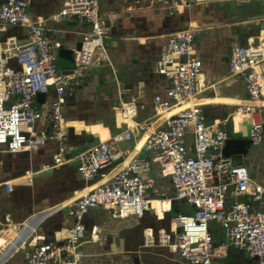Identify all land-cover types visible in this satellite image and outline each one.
<instances>
[{"label":"built area","instance_id":"obj_1","mask_svg":"<svg viewBox=\"0 0 264 264\" xmlns=\"http://www.w3.org/2000/svg\"><path fill=\"white\" fill-rule=\"evenodd\" d=\"M204 1L181 0L175 4L179 10ZM31 3L0 0V153H34L55 143L52 160L40 168L48 170L76 158L78 173L86 182L83 189L94 188L61 205L74 219L62 237L59 231L53 239L35 229L28 233L30 218L16 222L6 212L4 221L0 217V235L11 233V238L6 247L0 244V264H6L28 246L24 264H81L83 254L79 248L83 241L101 240L99 225H88L90 209L105 208L114 211L121 222H139L152 208V198L169 199L172 207L173 201L182 200L180 203L191 206L193 212L165 210L172 212L169 228L158 229L157 241L153 228H146L145 247H167L188 264H218L217 258L234 247L264 264V184L250 175L246 164L225 154L228 132L224 127L232 118L233 133L249 136L253 145L264 141V82L260 80L264 73V34L232 46L229 70L244 79L248 96L241 99L246 103L234 104L227 118L206 119L204 115L203 105L212 102H200L205 99L201 93L207 82L196 49V30L183 28L169 35L157 60V72L167 85L153 94V114L135 120V109L122 103L125 120L120 126L124 128L112 132L107 140L96 134L100 136L98 142L70 156V133L65 130L70 125L63 108L72 79L59 73L60 42L48 35L46 19L33 16ZM61 16L76 17L89 27L82 32L81 49L74 50V70L80 74L107 61L116 75L104 42L107 26L99 0H63L54 18ZM7 25L25 28L26 41L16 36L3 39ZM12 58L14 63L10 62ZM116 80L122 90L117 76ZM52 86L56 95L39 102L38 94L48 95ZM238 112L248 116L244 120L246 132L236 128ZM33 173L2 178L0 187L10 193L18 178L33 182ZM213 220L222 230L218 245L212 234ZM20 240L24 245L18 244Z\"/></svg>","mask_w":264,"mask_h":264},{"label":"crops","instance_id":"obj_2","mask_svg":"<svg viewBox=\"0 0 264 264\" xmlns=\"http://www.w3.org/2000/svg\"><path fill=\"white\" fill-rule=\"evenodd\" d=\"M179 1L181 0H109V10L103 13L100 9L105 25L109 24L106 46L114 64L115 75L114 69L107 61L96 63L80 74L76 72L74 63L69 59L71 53L67 45L82 40V32L89 29L88 25L81 24L76 17L54 18L59 13L63 0H32L31 13L34 17L41 16L46 19L45 24L50 29L48 35L60 42L59 73L63 77L71 78L73 83L63 108L65 120L70 125L69 130L73 129L71 141H68L69 146H73L69 148L70 156L98 142L100 136L102 140H107L112 132L124 128L125 125H122V128L120 126L125 120L124 114L121 113L122 103L127 102L128 107L135 109V120H143L153 114V94L162 91L167 85L165 78L157 72V60L169 35L179 29L196 30V49L203 60L207 82V87L201 93V97L205 99L200 102L219 103L224 107L235 108L234 104L247 98L244 79L230 73L228 61L234 44L245 42L250 36L264 34L261 31L264 28V0H206L190 7L181 6L177 10L175 3ZM171 11H174V14H171ZM255 15L260 17L255 20ZM2 36L3 39L16 36L19 40L26 41L28 35L25 28L11 26L9 29L4 28ZM71 69L73 73H69ZM116 76L122 90L118 87ZM55 95V86H52L50 93L45 97L50 100ZM244 116L242 113H236L235 123L236 128L246 132L247 128L242 124ZM126 121L131 122L130 118ZM92 136L95 139L93 141ZM78 139L84 142H77ZM125 144L127 142L123 143ZM55 147V143H50L34 153H0V179H13L27 171L34 172L33 182L18 178L14 190L10 193L0 187V206H4L16 222L30 218L32 226L28 233L35 229L47 239H52L49 234L60 222L61 229L55 230L54 235L57 231L58 235L61 232L64 236L67 234L66 229L73 224L74 219L68 215L67 208H61V205L67 201L71 202L73 198L91 188L89 186L83 189L86 182L78 173L79 160L76 158L48 170L40 168L43 163L52 160ZM234 160L237 163L244 162L235 158ZM259 182L264 184V180ZM153 203L154 212L160 217L170 208L173 212H193V208L186 203H180L173 208L169 199L156 198ZM59 208L63 209L62 214L57 211ZM95 211L89 210L88 225H99L101 240L97 243L83 241L80 248L85 247V250L81 251L79 248L83 254L82 262L101 256L106 258L107 264H117L109 263V258L129 251L128 246L133 241H138L139 235L129 234L123 239L109 243H105V237L138 222H121L114 216L118 223L115 228L105 232L94 216ZM44 213L48 215L42 219L40 216ZM10 238L11 233L0 235L1 246L6 247ZM219 240L216 239L217 244L221 242ZM18 244L24 245V242L20 240ZM94 244H97L96 248ZM110 246L118 250H128L111 252L108 250ZM157 249L160 251V248ZM161 249L165 253L164 249ZM29 250L28 246L17 255L18 257L15 256L18 259L13 264H24L25 255ZM228 258L229 254H226L217 258V262L219 264L222 259ZM177 259L180 261V258ZM11 260L6 264H10ZM173 262H177L176 259H170L169 264H174Z\"/></svg>","mask_w":264,"mask_h":264},{"label":"water","instance_id":"obj_3","mask_svg":"<svg viewBox=\"0 0 264 264\" xmlns=\"http://www.w3.org/2000/svg\"><path fill=\"white\" fill-rule=\"evenodd\" d=\"M253 17L256 20V18H258L260 16L255 15ZM107 26H109V24H107ZM261 31L264 32V28ZM82 45H83L82 40H77V41L72 42V43L67 45L68 46L67 49L71 53L69 56V59L73 63H74V50L81 49ZM59 55L61 56L60 51H59ZM10 62L14 63L15 58H12L10 60ZM89 69H90V67L86 68V71ZM69 73H73V70L71 69L69 71ZM45 96L46 95L43 93L38 94V100L41 102L45 101ZM202 109H203V112H204L206 119H213L216 117L225 119L229 116V113L233 108L232 107H226V106L224 107V105L217 103V104H205V105H203ZM224 127L228 132V139H227L226 146H225V154L227 156H234L237 154L246 155L249 151V146L252 144L250 137L247 135H243L241 133H233V131H232V118H229V121L224 125ZM70 134H73V129L70 130ZM91 140L92 141L95 140L94 136L91 137ZM181 201L182 200L173 201V208H175ZM61 208H64V207L61 206ZM61 208H59L57 211H59L62 214L63 209H61ZM171 213L172 212H166L164 215V218L159 219L158 216L155 214L154 209L151 208L150 210L147 211V215L143 219H141L137 224H135L134 226L120 228L115 233L107 234V236L105 237V243H109L110 241H116L119 238L123 239L124 236H127L129 234H138L139 240L135 241V242L133 241V243H131V245L128 246L129 247L128 249L130 251H133L134 253H137L139 255V259L141 260V262H143L144 264H148L151 261L157 260L160 262V264H169L170 259H176V261L178 263L180 262L181 264H183L184 263V262H182V261H184L183 259H182V261H179L176 257L175 258L171 257L174 255V253H171L167 247L160 246L157 244L152 245V246H146V247L144 246V231H145V229L149 228V227L153 228L155 236H156V241H157L158 229L159 228H166V229L169 228V224H170L169 223V216ZM47 215H48V213H44L40 217L42 219H44ZM60 224H61V222H60ZM60 224L56 228H54L53 231L49 234L52 239L54 236V231L57 229H61ZM157 248H160V251H158ZM161 248L164 249L165 253L162 251ZM128 249L125 248V249H119V250L123 251V250H128ZM108 250H110L111 252H112V250H114L115 252L119 251L117 248H115V247L112 248L111 246L109 247ZM241 251H243V250H241ZM227 254H229L228 251H227ZM167 259H168V261H167ZM230 259H231V257H230ZM254 259H256V258H254ZM177 262H173V263L175 264Z\"/></svg>","mask_w":264,"mask_h":264},{"label":"rangeland","instance_id":"obj_4","mask_svg":"<svg viewBox=\"0 0 264 264\" xmlns=\"http://www.w3.org/2000/svg\"><path fill=\"white\" fill-rule=\"evenodd\" d=\"M99 2H100L101 12L105 13V11L109 10V8H110L109 0H99ZM45 25L47 26V24H45ZM5 28L9 29V28H11V26L7 25V26H5ZM104 42H105V44L107 43L106 37L104 38ZM77 95L78 96L80 95V90H79ZM240 103H245V102L241 101ZM113 120H114V118H113ZM65 130L67 132H70L69 128H66ZM72 147L73 146H70L69 148H72ZM233 158H235L238 161L244 160L243 163H246V165L248 166L249 171H250V175L253 178H255L256 180H259V181L264 180V141L258 145L251 144L249 146V151L246 155L237 154V155H234ZM76 163H77V161H76ZM165 181H166L165 186L167 187V192L170 193L171 190H170L169 182H168V180H165ZM92 210H96L94 213V216L96 217L97 222L105 230V232L115 228V225L118 223V221L114 217V211L107 210V209H104V210H102V209H90V211H92ZM4 213H5V210L2 209V207L0 206V217L2 218L3 221H4V218H3ZM212 224L214 226V230H216V231L221 230L220 223L213 220ZM1 226H2V224L0 223V227ZM102 238H103V234H102ZM219 241H221V240H219ZM96 245L97 244H94V248H96ZM99 248L101 250H103L101 248V245H99ZM80 249H81V251L85 250V247H81ZM228 249H229L228 253H229V256L231 257V260L236 262L237 264H258L257 260L254 258L253 259L250 258L245 251L243 252V251L238 250L234 247H229ZM171 257L180 258L177 254H174ZM17 259L18 258L15 257L9 263L13 264L14 261ZM180 261H182V260H180ZM81 264H107V263H106V258H103L101 256H96L94 258L91 257V258H89V260L81 262Z\"/></svg>","mask_w":264,"mask_h":264},{"label":"flooded vegetation","instance_id":"obj_5","mask_svg":"<svg viewBox=\"0 0 264 264\" xmlns=\"http://www.w3.org/2000/svg\"><path fill=\"white\" fill-rule=\"evenodd\" d=\"M1 207H2V209L5 210V213H6V208L4 206H1ZM114 254H116V253H114ZM118 254L112 255L109 258V259H111L109 263H117V264H144L139 259V255L137 253H134L133 251H130L129 250V251L123 252V255H121L120 253H118ZM230 261H231L230 258L225 259V260L222 259L219 264H237L236 262H232L231 263ZM148 264H160V262L157 261V260H154V261H151Z\"/></svg>","mask_w":264,"mask_h":264},{"label":"bare ground","instance_id":"obj_6","mask_svg":"<svg viewBox=\"0 0 264 264\" xmlns=\"http://www.w3.org/2000/svg\"><path fill=\"white\" fill-rule=\"evenodd\" d=\"M260 80L262 81V82H264V73H262L261 72V74H260ZM238 113H240V112H238ZM243 114V113H242ZM246 118H248V116L247 115H245L244 116V120L246 119ZM244 120L242 121V124H244ZM245 126H246V124H244ZM247 128V127H246ZM92 188H94V187H91V188H88V189H86V191L84 192V193H82V194H85L87 191H89V190H91ZM81 195V194H80ZM156 198H152L151 199V201H150V204H151V207L154 209V211H155V204L153 203V200H155ZM70 201H67V203H69ZM66 204V203H65ZM58 236H60V237H62V236H64V233H59V235Z\"/></svg>","mask_w":264,"mask_h":264},{"label":"trees","instance_id":"obj_7","mask_svg":"<svg viewBox=\"0 0 264 264\" xmlns=\"http://www.w3.org/2000/svg\"><path fill=\"white\" fill-rule=\"evenodd\" d=\"M73 135L72 134H70V136H69V141H71V137H72ZM80 138V137H79ZM77 142H80L81 140H76ZM81 142H84V141H81ZM69 144L70 143H68V147H70L69 146ZM184 204V203H183ZM212 234H213V236H214V238L215 239H222V230H219V231H216V230H214V228H212ZM218 242H216V245H218L217 244ZM253 259V258H252Z\"/></svg>","mask_w":264,"mask_h":264}]
</instances>
